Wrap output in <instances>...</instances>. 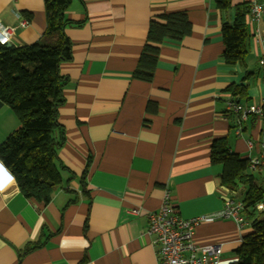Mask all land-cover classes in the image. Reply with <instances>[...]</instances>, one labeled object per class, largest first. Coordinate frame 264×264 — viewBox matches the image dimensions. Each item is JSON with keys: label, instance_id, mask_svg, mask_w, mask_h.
<instances>
[{"label": "crops", "instance_id": "0c3cea01", "mask_svg": "<svg viewBox=\"0 0 264 264\" xmlns=\"http://www.w3.org/2000/svg\"><path fill=\"white\" fill-rule=\"evenodd\" d=\"M172 11L187 12L192 33L158 45L151 80L135 77L150 22ZM25 12L32 17L21 27ZM234 14L219 10L215 0H73L67 18L82 23L67 26L73 58L60 65L67 79L59 107L63 183L48 204L38 203L21 193L0 160V264H159L149 214L159 209L167 187L184 218L217 214L235 197L221 184L222 166L211 162V146L227 138L244 158L260 149L264 117L251 115L238 135L226 88L247 83V103H259L264 73L250 18L246 66L226 63L222 26ZM0 25L16 27L11 45L39 41L44 0H0ZM20 127L0 101V144ZM249 139L257 142L255 150L248 149ZM251 231L216 217L200 223L193 238L198 245L223 244L221 264H231Z\"/></svg>", "mask_w": 264, "mask_h": 264}, {"label": "trees", "instance_id": "16d2710c", "mask_svg": "<svg viewBox=\"0 0 264 264\" xmlns=\"http://www.w3.org/2000/svg\"><path fill=\"white\" fill-rule=\"evenodd\" d=\"M72 3L73 0H44L46 29L39 41L22 46L0 43V101L8 104L21 122V127L0 144V160L15 177L21 193L44 205L52 200L55 190L63 183L57 160L66 137L59 123V107L65 102L67 79L62 75L60 65L73 58L67 26L82 23L67 18ZM215 4L221 11H235L233 22H225L222 26L223 57L229 65L245 67L251 37V4L234 5L232 0H215ZM24 14L31 20L30 13ZM161 18L162 21L150 22L147 42L134 72L139 79L151 80L159 44L165 39L181 40L192 33L186 11L166 12ZM249 76L247 74L245 79ZM226 89L241 102L250 101L247 83H232ZM211 162L222 166L221 184L234 193L235 198L242 200L245 205L243 215L252 229L235 249L237 260L231 264H264V210L256 207L264 199L263 184H258L262 175L250 170L249 158L230 149L227 138L213 141ZM87 173L88 168L82 174V183Z\"/></svg>", "mask_w": 264, "mask_h": 264}, {"label": "built area", "instance_id": "2783aa9c", "mask_svg": "<svg viewBox=\"0 0 264 264\" xmlns=\"http://www.w3.org/2000/svg\"><path fill=\"white\" fill-rule=\"evenodd\" d=\"M264 5L254 2L250 7V22L255 27L253 35L262 45V53L259 64L264 73ZM29 20L23 18L20 26L26 27ZM16 27L0 25V43L7 45L15 34ZM264 81V76H263ZM227 112L238 116L236 133H243V124L251 116L264 117V97L259 103H243L238 97L229 94L226 100ZM248 149L255 150L257 142L247 140ZM249 168L253 172L262 175L264 187V140L260 142V149L256 154L249 155ZM258 210H264V199L256 205ZM245 208L242 200L233 196L225 200L224 208L217 214L200 215L192 218H184L179 214L177 207L172 201L171 190H164L162 203L158 210L149 214L148 233L153 236V243L157 248L159 264H221L223 244L213 243L198 245L194 242L195 228L204 221H212L216 217L229 218L237 222L239 227L247 224L243 215Z\"/></svg>", "mask_w": 264, "mask_h": 264}, {"label": "rangeland", "instance_id": "374dc122", "mask_svg": "<svg viewBox=\"0 0 264 264\" xmlns=\"http://www.w3.org/2000/svg\"><path fill=\"white\" fill-rule=\"evenodd\" d=\"M258 184H261V185H262V184H263V183H262V180H259Z\"/></svg>", "mask_w": 264, "mask_h": 264}, {"label": "water", "instance_id": "95a60500", "mask_svg": "<svg viewBox=\"0 0 264 264\" xmlns=\"http://www.w3.org/2000/svg\"><path fill=\"white\" fill-rule=\"evenodd\" d=\"M7 46H11V43L9 42V43H7Z\"/></svg>", "mask_w": 264, "mask_h": 264}]
</instances>
